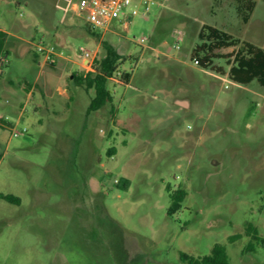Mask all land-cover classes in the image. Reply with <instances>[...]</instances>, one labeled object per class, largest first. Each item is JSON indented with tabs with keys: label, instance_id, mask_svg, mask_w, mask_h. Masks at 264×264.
<instances>
[{
	"label": "rangeland",
	"instance_id": "374dc122",
	"mask_svg": "<svg viewBox=\"0 0 264 264\" xmlns=\"http://www.w3.org/2000/svg\"><path fill=\"white\" fill-rule=\"evenodd\" d=\"M235 5L136 0L127 27L91 32L83 0H0V192L20 199L0 198V264H189L181 253L216 243L229 264H264V85L229 78L237 46L211 69L193 61L203 24L264 48V0L247 22ZM105 43L121 59L112 101L91 109L94 88L70 77ZM38 44L63 56L51 65Z\"/></svg>",
	"mask_w": 264,
	"mask_h": 264
},
{
	"label": "trees",
	"instance_id": "16d2710c",
	"mask_svg": "<svg viewBox=\"0 0 264 264\" xmlns=\"http://www.w3.org/2000/svg\"><path fill=\"white\" fill-rule=\"evenodd\" d=\"M256 0H236L235 10L238 16L244 22H247L255 8ZM88 30L95 32V30ZM198 42L193 49V58L197 57L199 65L203 68H212L214 58L218 56L217 49L237 46L227 54L229 78L240 84H249L256 80L260 85H264V48L253 42L225 31L211 24H203L198 30ZM121 55L110 44L105 43V55L100 59H95L94 69L87 71L85 74L72 72L71 80L75 83L85 82L88 87H93L95 95L91 99L89 107L97 109L107 102H111L112 98L107 90V80L112 77L117 69ZM53 65L52 62H50ZM122 77L129 79L130 73L123 72ZM0 124L7 125L8 121L0 118ZM115 153V148H110L109 155ZM186 195L185 190L176 189L170 192L171 204L168 207V213H174L180 206ZM0 198L13 203H19L20 199L12 194L0 192ZM246 233L251 234L252 238L257 239L258 233L256 228L249 224L246 227ZM233 236L231 238H234ZM248 247L251 243H248ZM181 258L189 260V264H229L226 248L223 244L216 243L211 249V252L201 258H193L186 253H181Z\"/></svg>",
	"mask_w": 264,
	"mask_h": 264
},
{
	"label": "built area",
	"instance_id": "2783aa9c",
	"mask_svg": "<svg viewBox=\"0 0 264 264\" xmlns=\"http://www.w3.org/2000/svg\"><path fill=\"white\" fill-rule=\"evenodd\" d=\"M146 4V0H141ZM83 6L86 10V24L90 29L93 30H109L115 21H124L127 27L128 21L132 16L138 13L136 6V0H83ZM182 39L180 33L179 40ZM145 41L142 37L140 42ZM176 48H179V44H175ZM37 51L44 54L45 62H54L58 57L63 56V52L56 48L55 45H37ZM90 51L84 50L82 58L86 61H82V66L89 67L92 64V57H90ZM82 59V60H83ZM195 64L199 61L197 57L193 58ZM7 62L6 56L0 54V65ZM9 100L6 99V102ZM0 118L7 120V117L0 112ZM15 135L18 133L15 132Z\"/></svg>",
	"mask_w": 264,
	"mask_h": 264
},
{
	"label": "crops",
	"instance_id": "0c3cea01",
	"mask_svg": "<svg viewBox=\"0 0 264 264\" xmlns=\"http://www.w3.org/2000/svg\"><path fill=\"white\" fill-rule=\"evenodd\" d=\"M113 26V25H112ZM111 26V28L109 29V30H111V31H114V29H113V27ZM83 62H85L86 60L85 59H83L82 60ZM35 83V86H36V82H34ZM26 85H30V83L29 82H26L25 83ZM24 88H25V85H24ZM33 88H34V85H32L28 90H27V94L28 95H32V93H33ZM26 89V88H25ZM62 91V90H61ZM63 92V91H62ZM6 99H8V98H6ZM9 100V99H8ZM184 100H186V99H184ZM10 101V100H9ZM187 101V100H186ZM188 102V101H187ZM189 104V103H188ZM17 107V104L15 103V102H11V110H13V109H15ZM8 124H10V122L8 121Z\"/></svg>",
	"mask_w": 264,
	"mask_h": 264
}]
</instances>
